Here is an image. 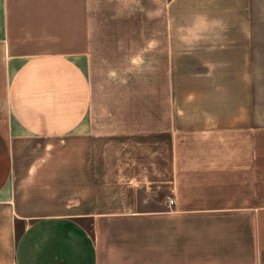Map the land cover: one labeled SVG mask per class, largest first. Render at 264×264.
<instances>
[{"label": "crops", "instance_id": "crops-1", "mask_svg": "<svg viewBox=\"0 0 264 264\" xmlns=\"http://www.w3.org/2000/svg\"><path fill=\"white\" fill-rule=\"evenodd\" d=\"M255 3L0 0V264H264V186L229 183L227 204L192 212L133 175L156 162L150 139L185 133L182 97L150 96L148 58L174 72L187 55L196 136L231 137L226 168L199 159V181L264 178ZM132 73L102 98L101 75ZM199 212L202 227L189 221Z\"/></svg>", "mask_w": 264, "mask_h": 264}, {"label": "rangeland", "instance_id": "rangeland-1", "mask_svg": "<svg viewBox=\"0 0 264 264\" xmlns=\"http://www.w3.org/2000/svg\"><path fill=\"white\" fill-rule=\"evenodd\" d=\"M255 2V11L256 14H258V25L264 27V0H255ZM164 59L161 57H149L147 62L149 69L147 70L145 67L146 71L143 70V77L146 79L149 76V80H152L150 96L164 97L173 95L182 97V103L179 104L178 107H181V111H183L180 116L185 118V133H178L179 135H174L173 139L172 135L171 137H160L161 140L155 138L150 139V143L153 144L150 148L154 147L155 149L154 154H151L154 156V159H156V162L153 166H151L150 163L148 164L149 171L137 169L133 172V175L137 174L141 177L140 181L143 186L148 184V180L155 178L157 188L155 190L149 189V192H155L157 194V199L160 198L158 195L160 192H166L164 206L169 207V201L173 200V208L179 207L192 212L201 211L200 201H203V204L206 206L212 207H221L227 204L228 197H222L220 194H228L230 190L229 183L230 185L234 183L233 187L237 188L239 193H244L246 188L253 190V193H260L262 186H264V178L247 179L246 181L241 179L235 181L230 180L229 182L226 178L227 175L219 176L215 174L213 179H210L212 177L210 175H203L200 177L203 180L199 181V159L211 163V165H205L208 169L226 168V165L220 162H225L226 160L225 147L227 140L231 137H227L224 133L218 132L196 136L194 102H190V100H194L191 56H181V64L179 65L180 70L174 72L166 67ZM136 60L138 59H131L132 68L138 67L135 66ZM119 61V64H116V61H111L113 72L118 67H121L120 70L122 69L123 60ZM108 63L109 61H100L99 64L101 69L109 71L110 68ZM261 76L263 96L260 100L264 105V74ZM132 80L133 73L132 75H101V82L107 87L106 90H103L102 98L110 99L109 85L111 83L114 84L113 92L114 95H116L117 82H132ZM129 94L133 96V94H136V91L134 92V90H132ZM233 139L239 140V134L236 136L234 135ZM165 140L171 143L168 149L164 143ZM156 142L159 144L157 145ZM170 180L172 182L168 183ZM201 189L204 190L203 192L206 198H200ZM143 193H145V191H142V196H146ZM207 195H210V197ZM189 217L191 223L202 227L201 212L191 214ZM201 248L203 252V246H201ZM193 250L196 249L193 248ZM197 250L201 249L197 248ZM194 256L197 257L198 254L195 253Z\"/></svg>", "mask_w": 264, "mask_h": 264}, {"label": "built area", "instance_id": "built-area-1", "mask_svg": "<svg viewBox=\"0 0 264 264\" xmlns=\"http://www.w3.org/2000/svg\"><path fill=\"white\" fill-rule=\"evenodd\" d=\"M173 204H174V201L173 200H170L169 201V206H173Z\"/></svg>", "mask_w": 264, "mask_h": 264}]
</instances>
